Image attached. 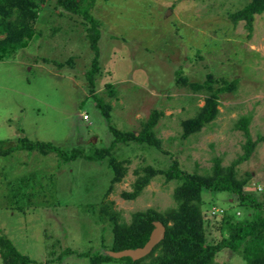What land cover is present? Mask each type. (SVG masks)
I'll return each instance as SVG.
<instances>
[{"label":"rangeland","instance_id":"374dc122","mask_svg":"<svg viewBox=\"0 0 264 264\" xmlns=\"http://www.w3.org/2000/svg\"><path fill=\"white\" fill-rule=\"evenodd\" d=\"M92 1L91 15L100 25L96 94L110 105V116H104L87 88L86 73L96 68L95 42L83 19L58 7V0H45L28 47L0 61V151L28 138L69 154L74 149L91 154L115 141L110 126L138 134L158 111L163 115L154 131L163 152L118 143L115 153L126 162V175L112 188L107 161L67 162L27 150L1 155L0 236L5 234L23 256L39 264H91L78 253L112 251L113 226L101 212L105 206L126 224L137 212L176 206L177 183L163 175L136 200H124L122 194L133 190L135 171L150 165L165 171L175 160L181 169L200 174L211 171L214 158L231 165L244 153L246 139L234 127L245 115L253 116V140L264 138V14L256 15L252 32L243 21L234 25L229 16L247 0ZM208 74L237 79V89L221 95L212 124L184 139L182 123L196 115L206 98L187 85L204 83ZM109 85L116 96L110 95ZM237 170L249 180L246 189L264 202V142ZM203 201L208 240L217 243L222 237L214 224L222 215L215 210L237 207L228 193L205 191ZM217 258V264H246L228 250Z\"/></svg>","mask_w":264,"mask_h":264},{"label":"trees","instance_id":"16d2710c","mask_svg":"<svg viewBox=\"0 0 264 264\" xmlns=\"http://www.w3.org/2000/svg\"><path fill=\"white\" fill-rule=\"evenodd\" d=\"M45 0H0V61L8 56H13L18 51L28 47L30 41L36 36L35 24L40 13L44 10ZM58 7L83 19L85 32L88 38L95 42L93 52L96 68L86 73L89 82L87 86L90 94L95 97L98 108L104 116H110L111 107L96 94V78L100 73L99 48V23L91 15L95 3L92 0H58ZM264 14V0H247L240 10L229 14L234 25L245 22L247 29L252 32L256 15ZM250 38V36H249ZM92 47V46H91ZM93 64V62H92ZM62 66V65H61ZM186 78L183 83L187 85ZM238 80L228 81L225 78H215L208 74L204 83H188V87L197 93L206 95L203 107H198L196 115L182 123L183 138L199 133L203 128L212 124L219 116L221 95L237 89ZM111 96H116L114 87L108 86ZM163 112L154 111L145 123L143 131L121 132L110 126L114 135V142L109 148L97 149L91 154L74 149L72 154L67 153L60 146L41 141H31L28 138L19 139V145L7 151H0L1 155H8L15 151L27 150L39 152L43 156L55 154L63 161H72L83 158L87 161H107L113 171L111 188L122 182L126 175L125 161L116 157L115 149L118 143L128 145L135 142L149 145L159 152H163L162 141L158 139L154 129L157 127ZM252 115L242 116L236 123L234 130L243 133L246 141L242 146L243 154L231 165L223 166L221 158L213 159V166L209 173H191L180 168L177 160L163 171L153 166H147L135 171L136 180L131 192H124L122 198L134 201L143 193L146 187L157 176L163 175L167 182L175 181L173 199L174 208L165 212L154 209L140 211L133 215L130 224L122 223L120 214L112 212L105 206L101 212L113 226L114 240L112 251L134 250L142 248L149 240L154 223L161 222L166 228L165 239L157 245L152 253L144 259L133 261L130 258L114 259L106 254L78 253L81 258L90 259L91 264H103L112 261H125L126 264H217V257L228 250L240 255L246 264H264V202L256 194L249 192L248 179L239 177L237 167L250 160L253 152L263 137L253 140L250 133ZM3 143H0L2 145ZM213 194L228 193L233 200L231 206L237 207L235 211L221 210V218L214 228L222 237L219 242L208 240L206 220L204 217L203 193ZM26 196V195H25ZM27 197V196H26ZM213 207L217 206L213 203ZM0 255L4 264H39L23 256L13 243L1 232ZM74 253L67 250L66 254Z\"/></svg>","mask_w":264,"mask_h":264},{"label":"water","instance_id":"95a60500","mask_svg":"<svg viewBox=\"0 0 264 264\" xmlns=\"http://www.w3.org/2000/svg\"><path fill=\"white\" fill-rule=\"evenodd\" d=\"M166 235V228L161 222L154 223V230L152 231L148 242L142 247L134 250H124L120 252L110 251L107 255L114 259L130 258L133 261H139L149 256L154 248L159 245Z\"/></svg>","mask_w":264,"mask_h":264},{"label":"built area","instance_id":"2783aa9c","mask_svg":"<svg viewBox=\"0 0 264 264\" xmlns=\"http://www.w3.org/2000/svg\"><path fill=\"white\" fill-rule=\"evenodd\" d=\"M86 118V120L88 121V117H85ZM216 212L218 211V210H215Z\"/></svg>","mask_w":264,"mask_h":264}]
</instances>
